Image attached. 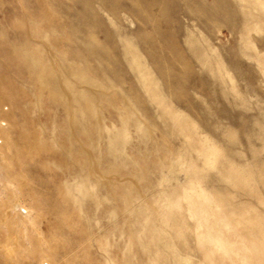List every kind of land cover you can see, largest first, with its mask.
<instances>
[{"label":"rangeland","instance_id":"1","mask_svg":"<svg viewBox=\"0 0 264 264\" xmlns=\"http://www.w3.org/2000/svg\"><path fill=\"white\" fill-rule=\"evenodd\" d=\"M0 120V264H264V0H0Z\"/></svg>","mask_w":264,"mask_h":264},{"label":"bare ground","instance_id":"2","mask_svg":"<svg viewBox=\"0 0 264 264\" xmlns=\"http://www.w3.org/2000/svg\"><path fill=\"white\" fill-rule=\"evenodd\" d=\"M3 122L4 121L0 120V127L3 125ZM8 139L9 138L4 140L3 138H0V183L3 184L5 186L4 188L7 190L6 193L4 192L5 195L2 196L3 202H4V212L2 215V219L6 220L9 217V215L12 214L13 216L18 217L19 219L24 220L27 217V214H28L27 210L28 209L26 210V208L24 206L20 205V203L17 199L16 193L14 191L15 184H14V182L12 183L10 181V179L8 178V175H7V170L9 168H11V163L9 161V157L7 156V154L5 152V148L2 145V141L6 142L5 146H8V144H7ZM19 209H22V211H21L22 213H19ZM13 247H15V246H13ZM7 248H9V247H7ZM7 250H9V249H7ZM10 251H11V248H10ZM3 252H5V251H3ZM6 253H5V255H6Z\"/></svg>","mask_w":264,"mask_h":264}]
</instances>
